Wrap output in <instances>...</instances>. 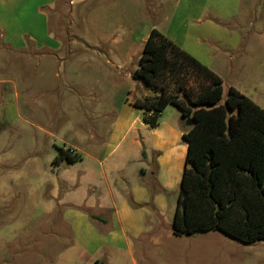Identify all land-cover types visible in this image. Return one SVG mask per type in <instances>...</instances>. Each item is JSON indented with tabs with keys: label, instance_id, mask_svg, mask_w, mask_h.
I'll return each mask as SVG.
<instances>
[{
	"label": "rangeland",
	"instance_id": "374dc122",
	"mask_svg": "<svg viewBox=\"0 0 264 264\" xmlns=\"http://www.w3.org/2000/svg\"><path fill=\"white\" fill-rule=\"evenodd\" d=\"M172 4L54 0L48 49L31 51L29 59L24 52L10 63L2 59L7 69L0 76H9L16 91L11 84L0 90V264H264V241L243 243L215 230L171 233L183 161L176 160L175 182L163 189L161 215L153 206L162 190L159 168L156 181L150 175L157 165L151 163L153 136L131 106L149 91L132 74L143 39ZM244 6L252 27L242 29L244 50L232 61L234 74L225 73L221 101L233 85L264 109V0L249 12ZM22 38L32 47L29 35ZM176 109L167 105L164 118L185 124L180 113L172 119ZM116 124L123 126L109 137ZM58 148L79 159L53 162ZM140 183L149 194L146 204L127 196ZM121 197L131 211L123 222L138 228L135 235L120 229L111 210Z\"/></svg>",
	"mask_w": 264,
	"mask_h": 264
},
{
	"label": "trees",
	"instance_id": "16d2710c",
	"mask_svg": "<svg viewBox=\"0 0 264 264\" xmlns=\"http://www.w3.org/2000/svg\"><path fill=\"white\" fill-rule=\"evenodd\" d=\"M132 78L149 93L131 102L149 128L167 105L185 121L187 143L171 233L219 231L243 243L264 241V109L233 86L222 97V79L150 29ZM79 155L58 148L53 162Z\"/></svg>",
	"mask_w": 264,
	"mask_h": 264
},
{
	"label": "crops",
	"instance_id": "0c3cea01",
	"mask_svg": "<svg viewBox=\"0 0 264 264\" xmlns=\"http://www.w3.org/2000/svg\"><path fill=\"white\" fill-rule=\"evenodd\" d=\"M172 1L170 14L159 22V27L154 24L151 29H157L180 49L208 67L222 79L223 83L224 77H226L225 73L228 76L234 74L232 61L244 50L245 33L242 32L244 25L248 28L252 27V19L247 18L242 11L244 2L245 10L249 12L257 0ZM53 5L54 0H0V71L7 69L5 67L6 62H2L4 57L6 60L8 58L10 63V60L13 57L15 58L16 52H24L23 57L29 59L31 51L38 52L42 49H48V44H45L46 40L51 41L52 39L53 41L54 39L48 20V12L53 8ZM45 30L48 32L46 37L43 36ZM26 34L30 36L29 40L32 42V47L26 44L22 38ZM53 43L57 44L56 41ZM3 84H11V88L15 93L16 83L9 76H0V90L4 86ZM133 108L136 107L133 106ZM176 110L177 112L173 114L172 119L177 117L179 113V110ZM136 118L138 120V116ZM136 118H134L135 121ZM120 120L118 118V121ZM170 121L165 119L161 113L158 126L150 128L153 136L150 148L155 156L151 163H157L151 170L150 175L156 181V167H158L160 170L158 179L162 180V182L158 181L162 190L155 194L152 199L153 206L158 211V216L161 215L164 209V203L161 199L163 189L169 188L175 182V162L178 159L184 163L187 149V143L182 137L186 125ZM131 125L132 123L129 124L127 130L130 129ZM144 125L149 128L146 124ZM122 126H117V124L111 126L109 137L115 135L116 131L120 130ZM136 145L133 141L132 147L135 148ZM116 146L117 144L111 148L110 152L114 151ZM141 153L143 159L147 160L146 151L144 150ZM110 164L115 170L117 165ZM142 173L145 174V169L142 170ZM127 196L134 204H146L149 200V194L141 183L132 187ZM117 200V202L112 201L111 210L114 211V218L118 220L120 229L126 234L124 227L127 229L132 228L134 229L132 235L137 234L139 230L135 228V225L131 226L128 222H123L127 216L131 215L128 199L121 197ZM96 217L99 218V216ZM101 219L104 221V218ZM96 263L97 261H95Z\"/></svg>",
	"mask_w": 264,
	"mask_h": 264
},
{
	"label": "water",
	"instance_id": "95a60500",
	"mask_svg": "<svg viewBox=\"0 0 264 264\" xmlns=\"http://www.w3.org/2000/svg\"><path fill=\"white\" fill-rule=\"evenodd\" d=\"M192 124V120L191 119H186L185 120V125L186 126H189V125H191Z\"/></svg>",
	"mask_w": 264,
	"mask_h": 264
}]
</instances>
